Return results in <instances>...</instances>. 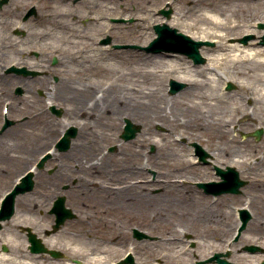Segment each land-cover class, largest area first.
<instances>
[{
    "label": "bare ground",
    "instance_id": "6f19581e",
    "mask_svg": "<svg viewBox=\"0 0 264 264\" xmlns=\"http://www.w3.org/2000/svg\"><path fill=\"white\" fill-rule=\"evenodd\" d=\"M203 1L205 0H189L186 11L183 12L181 17H173L168 20L157 19L155 14L152 13L154 10H152L147 13V15H150L149 19L151 20L145 28L148 30L152 24L164 23L188 35L195 41H213L215 43L213 48L204 49V53L208 56L203 65H192L189 60L187 61L172 53L164 52L160 55L149 54L144 56L133 53L129 56L128 61V67L131 70L129 73L130 85L119 90L113 83H109L103 90L106 93L105 95L100 96L99 94L102 92L96 91L92 98H90L89 91L91 88H95L97 84L87 79L81 72H76V75L73 76L67 74L66 71L62 76L60 75V80L57 83L52 84L49 83L48 76L25 79L27 77L23 78L14 74L0 75V96H5L10 92V90L7 91L8 85L15 86L18 84L20 88H23V93L29 92L30 94H33L35 88L43 87L47 90L45 94L47 102L56 103L63 107L65 121L55 120L41 114L43 120L39 123V130L42 133L39 135L40 139L47 141L55 133L54 131H57L58 127L65 128L72 125L78 127L77 136L70 143L68 151L60 155L58 170L54 172L50 185L46 184L48 178L42 179V183H38L31 192L25 193L16 199L17 206L30 208L31 203L33 205L37 204L34 199L35 195L38 197L47 196L52 200L58 196L61 193L59 186L63 178H70L73 174L72 171L70 174L64 170L62 161L71 159L77 162V172L82 173V176L76 181V185L70 186L68 190V193L76 196L77 201H82L83 197L88 198L83 188H81L85 184L88 190L87 193L91 189L98 194L109 197L106 200L114 202L115 208H119V204L131 205L129 212L135 215L134 208L137 209L145 202V208L147 209L150 202H159L155 199L162 197L167 190V192L173 194L174 201L170 203L172 206L169 207L173 210L169 211L168 204L161 202L165 208L160 210L155 208L158 214H162V217L166 214H173L186 219L192 229L182 228L183 234L193 232L197 239H202L205 242L213 240L208 252L210 254L226 243L224 238L229 231L235 232L239 225L238 221H232V215L226 209L228 207L227 203L232 198L223 196L218 198L215 196L212 202H206L205 200H208L209 196H201L191 187L192 180L196 178L210 179L207 176V167L198 166L199 162L195 157L185 156V158L180 159L177 157V153L168 152L169 148L166 147V144H160L156 154L145 155L144 163L137 165L133 158L138 157L139 151L142 150L141 145L138 147L137 143L144 142L143 139V141L138 140L128 144L131 151L127 157L121 144L119 146L120 151L118 149L120 157L103 154L99 155L98 162H90L89 157L93 154V144H97V142L100 144L98 153H95L98 155L102 150V146L109 139L114 138V135L118 132L119 129L115 128V123H112V126L108 129L106 121L119 115L120 118H126L131 122L140 124L142 127H152L154 124H160L168 129L179 128L189 131L196 141L203 140L207 142L206 150L210 153L213 164L239 168L242 174H245L248 185L245 187L243 194L246 201L241 207H237L248 211L251 215L245 232L250 233L252 236L245 237L244 241H253L255 245L264 249V46L252 41L247 46H243L239 40L236 43L227 44V39L238 37L241 31H253L251 29L255 26V22L261 21L264 23V7L261 8V6H264V0H242L241 4L234 5V7L229 2L222 0L218 2L208 0L207 6L203 7L201 6L204 3ZM256 5L259 6L257 10H255ZM69 15L73 14L69 13ZM117 15L119 14L117 13ZM183 17H186V20H182ZM76 19H78L77 16L73 21L77 22ZM90 19H92L90 22V25H92V23L95 24L99 20H107V17L94 18L92 16ZM141 20L142 18L138 19L139 22ZM16 28L17 30H23L22 24H19ZM153 34L147 33L146 39L149 40L151 36H154ZM143 36L145 35L138 36V39H136L138 43L144 41ZM71 39L86 38L80 35L77 37L72 35L71 38L65 39V42L73 45L75 40L69 41ZM18 42H21V40ZM15 45L13 44V46ZM13 46L11 42H8V44L3 43L0 46L3 49V54L0 53V69L6 66L4 62L5 53L12 52L13 55L23 53L24 48L19 49L17 46L13 48ZM49 48L57 50L55 46ZM96 49L100 52L107 50L103 46H98ZM44 51L46 52L42 54L41 63L47 55V50ZM91 51L94 52L95 50L91 48ZM87 53L88 51L84 52V56L80 54L74 58L93 63L94 54L90 58ZM62 56L67 59L72 57L68 53H64ZM57 60L58 62L62 61ZM21 63L28 67H38L37 65L30 66L27 62L22 61L15 62V65ZM142 66L146 67L143 75L141 74ZM105 69L107 71L110 68L106 66ZM51 71L55 72L57 70L52 69ZM138 77H141V79L138 80ZM169 77H174L181 83L186 82L187 87L169 97V101L164 103L166 96L162 92L161 85ZM216 83L217 86L219 85L218 88ZM227 83L235 84L238 87L237 94L240 102L235 106H230L225 102L227 99L234 97V93L229 95L223 90L224 84ZM207 86L212 88V94L207 95L198 92L199 89ZM214 89H218V92L215 93ZM110 91H112L111 94ZM11 98L14 99V103L10 113L17 110L15 103L19 100L22 101V99ZM217 103H226L220 112L216 110ZM178 114L185 115L186 119L183 121L177 120L176 115ZM89 115H93L91 121L88 119ZM22 126H24V121L16 123L10 131L0 136V170H3L4 165L11 159L12 152L25 151L24 145L19 142ZM95 126L99 127L96 132L92 130ZM252 126L262 127L263 129V139L259 143H252L250 139L239 140L236 134H233L246 131ZM155 136L159 135L155 134ZM184 137L187 138L182 133H178L175 136V141ZM160 138L164 140L162 136ZM83 140L87 141L88 144H83ZM101 144L103 145L101 146ZM26 163H28V159L22 158L21 165L23 166ZM148 169L156 172V178L152 184L146 179L144 182L139 179L141 175L147 173ZM38 172L35 170L33 174ZM129 176H134V178L128 179ZM95 179H102V181L95 188H90L89 184L91 185ZM142 183H144L143 188ZM152 185L162 188V193L158 194L157 197L149 193V188ZM134 189H138V191L135 192ZM141 197L145 200L144 202L139 200ZM235 201L239 203L240 199ZM83 202L81 203L83 208L92 206ZM94 206L98 205L95 204ZM31 209L30 214H33V208ZM235 211H237V208H234V213ZM101 212L103 218L99 220L104 223L108 214L105 210ZM33 219L31 216L16 217L14 215L6 221L4 223L6 226L0 233L2 244L17 248L16 246L20 244V237L15 234L14 229L19 226H29L34 232L39 231L40 228L38 225H34ZM199 223H204L205 226L199 228ZM6 228L9 229L8 234ZM179 233L170 234L172 238H167V240L174 244L180 243ZM242 234L240 233V235ZM54 235L55 233L45 238L41 237L42 242L48 248L68 251L70 255H77L81 251V247L77 244L64 246L66 249L57 247L56 240L52 238ZM214 243H216V246ZM129 245L127 251L134 256L133 246L132 244ZM180 254L185 255L186 250L178 255ZM206 255L207 253L204 252L200 254V257ZM44 257L46 256L43 254H32L27 251L14 257L11 254V249H8L0 252V264H39L47 260ZM241 257L246 259L250 255L244 254ZM262 257H264V254L259 258ZM48 260L52 264H67L63 260L49 257ZM97 261L96 256H90L87 263L98 264ZM82 263L80 262V264ZM258 263L259 261H255L253 264Z\"/></svg>",
    "mask_w": 264,
    "mask_h": 264
},
{
    "label": "rangeland",
    "instance_id": "374dc122",
    "mask_svg": "<svg viewBox=\"0 0 264 264\" xmlns=\"http://www.w3.org/2000/svg\"><path fill=\"white\" fill-rule=\"evenodd\" d=\"M8 2L3 4L2 8L0 9V46L3 45V43L8 44V42H11L12 46L13 44L17 46L19 49L24 48L22 51V54L13 55L12 52L5 53L6 58L4 59L5 67L1 69L0 74H5V70L10 68L12 65H14L17 61L27 62L30 66L37 65L38 67H28L25 64H18L15 67H25L28 71L34 72L35 75H28L23 76L16 74V76L21 77H43V76H49V83H57L58 80H60V75L64 72H68L67 74H72L75 76L76 72H81L84 74V76L87 79H90L92 82L96 83L97 86L95 88H91L89 91L90 98H92V95L98 91L102 92V94H106L104 88H106V85L109 83H113L115 86L118 87V89H122L126 86L130 85V69L128 67V61L129 56L133 53H139L140 56L144 55H160L161 53H172L177 54L181 56L185 60H189L186 55L180 54L177 52H171V51H164L159 50L156 52L146 51L144 48L149 45V42L155 37L151 36L148 39H146V34L153 33L152 26L146 30V26L148 22L151 20L149 19L150 15H145L148 12L157 9L155 4L159 7L160 3L163 0H124L123 2L126 4L125 8L129 9V13H127L126 16L117 15V13H121V11L116 6V0H82L77 1V3H73L69 0V2H65L64 0H38V4L35 7V12L33 15H31L27 20H25L23 24V30L21 33L15 35L13 31V27L16 24H20L19 18L26 10L33 1L35 0H7ZM147 1V3H146ZM149 1V3H148ZM189 0H180L178 3L173 5L174 12L170 16L172 19L173 17H181L183 12L186 11V4ZM219 0H215V2H218ZM225 2H229V4L234 5L241 4L242 0H222ZM80 2V3H79ZM185 2V4L183 3ZM203 5L201 6H207L208 0L203 1ZM225 6V5H224ZM264 6H261V8ZM260 8V9H261ZM112 9V11L110 10ZM152 9V10H151ZM259 9V6H255V10ZM155 12H152L155 14L157 19L167 20L166 17L162 15H158ZM69 13H72L73 15H69ZM90 13V14H88ZM114 14H116L114 16ZM189 14V13H188ZM191 14V13H190ZM189 14V15H190ZM106 16L108 19L104 21H97L95 24L92 23L90 25V22L92 21V16L94 18ZM77 16L78 19H76L77 22L73 21L75 17ZM121 16V17H120ZM125 17L127 19L133 18L132 22H114L110 23L109 18H122ZM187 17V16H186ZM186 17H183L182 20H186ZM142 20L139 22L138 19ZM106 25H110L113 27L109 31V37L110 42L107 46H103L104 48H107L106 51H99L96 49L99 45V37L103 34V29ZM140 27H139V26ZM253 31H241L239 33L238 37H231L227 39V44L236 43L237 40L242 39L244 36H251V39L247 41L246 44H242L243 46H247L251 41L258 44L261 42V37L264 36V23L261 21L255 22V26ZM73 36H84L86 39H71L69 41L75 40V43L71 45L69 42L66 43L65 39H69ZM139 35H145L142 37L144 40L143 42H137L136 39H138ZM8 38V39H7ZM91 39V40H88ZM21 42H18L20 41ZM204 42L210 43L209 45H202L199 48V53L201 57L204 58V62L198 65L205 64L206 57L208 54L204 53L205 48H213L215 43L211 40H202ZM115 45H128L134 46L131 48H114ZM13 46V48L15 47ZM23 46V47H22ZM50 46H55L57 48H49ZM91 48H93L95 51L92 52ZM12 50V48H11ZM47 50L46 58H44L41 63L42 54ZM7 51V50H6ZM65 51V52H64ZM88 51L87 55L91 58V55L94 54V61L93 63L89 62H83L81 59H75L74 57H78L80 54L83 56L85 55L84 52ZM3 52V49L0 48V53ZM100 52V53H99ZM64 53H68L70 56L69 59L64 58L62 55ZM53 54L57 55V59L63 60L61 62L52 63V57ZM75 60V61H73ZM190 64H192V61H190ZM194 65V64H192ZM108 66L110 69L106 71L105 67ZM52 69H56L57 71H51ZM146 67L142 66V75L143 71H145ZM9 74H15V73H9ZM8 74V75H9ZM125 74V75H123ZM141 77H138V80H140ZM174 80L178 83V80H176L174 77H169L163 82L162 92L164 96H166L167 102L169 101V97L174 96V94L169 93V81ZM183 87L177 92H181L187 87L186 82L181 83ZM228 84V83H227ZM227 84H224L223 88L226 93H229V95H233L234 97L231 99H227L225 102L230 104V106H235L237 103L240 102L238 93V87L235 84H232L233 88L230 90H227ZM8 85V84H7ZM215 85V84H214ZM213 85V86H214ZM15 87L18 86H9L8 88L11 90V94L13 97H21V95H15L13 94V90ZM216 87L218 88L219 85ZM35 96L37 95L38 90L42 91V89H36ZM114 91V88H113ZM37 92V93H36ZM112 91H110L111 94ZM198 92L202 94L210 95L213 93L211 87H204L198 90ZM214 92L217 93L218 89ZM175 93V94H177ZM20 94V93H17ZM5 97H2L1 100H4ZM89 98V96H88ZM36 99V98H35ZM10 100V99H9ZM29 100H34L32 98H29ZM28 100V101H29ZM190 101V100H189ZM90 103V102H89ZM226 103H217L216 110L219 112L221 111V108L224 107ZM22 111L25 109H30L25 115L15 114V116L12 118L13 123L17 122V119H23L26 117H29L31 115L30 119L32 118V115H35L37 110V107L35 105L30 106L26 103L21 104ZM209 106V105H208ZM207 106V107H208ZM20 109V104L18 105ZM54 107V106H53ZM55 108V107H54ZM42 109V108H41ZM55 110L61 111L59 107H56ZM21 111V112H22ZM21 115V116H20ZM56 119L62 118V111L59 116L52 115ZM93 118V115H89L88 119L91 121ZM109 118V117H108ZM177 120H185V115H176ZM113 119V120H112ZM111 120L108 119L106 121V125L108 126V129L112 126V123H115V128L118 130L116 134L114 135V138H111L107 141L106 144H101L102 150L100 154L96 155L95 153H98L100 144L97 142V144H93V154L89 157L90 162H98L99 155L107 154L111 156H119L118 149L120 151V145L122 144L123 149H125V155L126 157L130 155L131 149L128 146V144L132 142H137L138 140L144 142L137 143L138 147H142V150L139 151L138 157L133 158L134 162L138 165H141V163H144L145 155H154L158 151V146L160 144H166V147L169 148V153H177V157L180 159L185 158V156H188L189 158L195 157L197 161L199 162L198 166L201 167H207L208 177L210 179L205 180L204 177L202 178H196L192 180L191 187L195 189L201 196H206L209 199L205 200L206 202H212V196L209 194H205L201 188L197 186V183H205V182H218L220 181L219 176L216 175L215 167L216 165L212 163V158L209 155L210 153L206 150L207 142L200 140L196 141L192 134L189 131H185L179 128L175 129H168L166 127H163L160 124H154L152 127H142L140 124L135 123V125H139L140 131L136 134V137L134 139H131L130 141H123L121 138H119L121 126L123 125L124 118H120L119 115L116 117H113ZM35 120V119H34ZM34 122H37L36 120ZM33 120L30 122L27 128H25L26 132L23 134L26 138L23 139L24 147L27 149V152H34L33 149L35 147V135H32L33 132L36 131L37 127L35 126ZM134 123V122H133ZM114 126V125H113ZM73 127V126H71ZM75 129V136L72 138L71 142L76 138L77 136V130L78 127H73ZM99 127L95 126L92 130L94 132L98 131ZM257 129L261 130V135L258 139L255 137L249 136L247 134H250ZM38 130V129H37ZM178 133H182L187 138H182L180 141H175V136L178 135ZM155 134H158L159 136H155ZM236 134L237 138L239 140L244 139H250L252 140V143H259L263 139V129L262 127L258 126H252L249 129H246V131H241ZM56 134L52 136L54 138ZM160 136L163 137L164 140H161ZM156 142V143H155ZM87 141L83 140V144L86 145ZM49 144V143H48ZM48 144L45 146L47 147ZM88 144V143H87ZM197 144L200 146V148L205 152V158L204 160H200L199 156H197L195 152V145ZM37 146V145H36ZM44 147V148H45ZM111 149V150H110ZM41 151V149L39 150ZM68 151V150H67ZM66 153V151H58L56 150V154L51 159H47L45 162H43V166L41 169H39V172L35 174L34 177V183L35 187L37 184L42 183V179L49 178L50 181L46 182L47 185H50L49 183L52 182V175L54 172L58 170L57 165L60 160L55 159L56 156H59L60 154ZM192 153V154H191ZM91 154V153H90ZM191 154V155H190ZM12 158L4 165V169L0 170V197L3 196V193L6 192L8 189H10L14 178L23 172L28 165L34 163L36 160H34L33 156L31 160H28V163L25 165L22 164V157H24L23 154H21L20 151L14 152L11 154ZM120 157V156H119ZM248 158V156H246ZM116 161V160H114ZM64 164V170L68 173L72 171V175L70 178H63L62 183L59 186V190L61 191V195L65 196L66 199V206L71 209L74 213H76L77 217L76 219L68 220L64 225L57 231V233L54 235L53 240H56L57 247L61 249H66L64 246H72L74 244H77L80 248V252L77 255H70V252L59 250L64 253V255L68 259H76L77 261L83 262L82 264H88V257L90 256H96L98 261V264H107L109 262H116L117 260L123 256L125 251L128 250L129 244H132L133 246V253H134V260L137 262V264H195L197 261H207L209 258H211L214 253L221 252L223 250L224 253H229L227 256V260L234 264H253L255 261H259L258 264H260L261 261L264 260V257L259 258L263 256L264 249L261 247L255 245L253 241H244L245 237L252 236L250 233H246L245 229L242 230L241 239L240 236L237 238V229L236 231H229L228 235L224 238V241L226 243L222 244L221 247L215 250L213 253H208L210 251V245L213 243V240H207L206 242L202 239L195 238V235L193 232H187L183 234L182 228H190L189 222L186 221V219L179 217L177 215L173 214H166V216L162 217L163 215L158 214L156 209H163L165 208L164 205H162L161 202H165L168 204L169 211L173 210L169 207L172 206L170 203L174 201L173 194L165 192V194L155 199V201L159 202H150V205L146 207L145 200L141 197L139 200H143V204H141L140 207L134 208L135 209V215L131 214L129 212L131 205L128 204H122L119 208H115L113 206V203L106 200L109 199L107 196H103L101 194L94 192L93 190L86 192L87 188L85 187V184L83 185V190L86 194V197H83L82 201H77L76 196L72 193H68V189L70 186L76 184L79 177L82 176V173L77 172L78 166L77 162L75 160H68L62 161ZM173 162V160H172ZM21 166V167H20ZM228 165H217L219 168L225 169V167ZM231 168H234L237 171L238 177L240 180H242L245 184L240 188L239 194H219L217 197L221 198L227 197L232 198L229 203H227L226 209L230 212L232 215V221H238L240 225V219H239V211L244 210L241 207V205L246 201L243 194L245 191V187L248 185V180L245 179V174H242L241 170L239 168L229 166ZM64 171V172H65ZM206 172V173H207ZM71 174V173H70ZM204 174V172H203ZM140 176V175H139ZM129 178H134V176H129ZM156 178V172L152 169H148L147 173L144 175H141L139 179L142 180V182L146 180L150 181V183H153V180ZM87 179V177H86ZM107 180V179H106ZM127 180V179H126ZM94 182L90 185V188H95L98 186L102 179H95ZM105 181V180H104ZM12 182V183H11ZM43 184H45L43 182ZM42 184V185H43ZM113 184V183H112ZM41 185V186H42ZM112 186V185H111ZM34 187V188H35ZM144 187V183H142V188ZM135 192L138 191V189H134ZM137 190V191H136ZM66 192V193H65ZM144 193V192H143ZM149 193L152 196H156L160 193H162V188L157 185H152L149 188ZM59 194V195H60ZM22 195H19L20 197ZM17 197V198H18ZM35 202L37 204L33 205L31 203L30 208H26L24 206H16L15 216L19 217H33L34 225H38L40 228L39 231H36L37 235H40V238H45L46 235L44 234L45 230L50 229V224L53 223L54 216L49 214V210L51 208L53 200L49 197H38L34 196ZM16 198V199H17ZM240 199V202H236L235 200ZM84 201V202H83ZM89 204L92 206L89 207H81V203ZM98 206H94V205ZM159 204V205H158ZM239 206L238 210L234 213V208H237ZM33 208L34 212L33 214H30V211ZM156 208V209H155ZM225 209V208H224ZM107 211V219L105 218V222L103 223L102 220H99L100 218H103V213L101 211ZM248 220L246 222V225L250 222L251 215L247 211ZM238 225V227H239ZM6 225H4V222L2 223V227L5 228ZM204 223H199L198 227L202 228L204 227ZM24 227V226H23ZM18 228V227H17ZM22 228V227H20ZM30 228V227H29ZM133 228H136L139 230V232H142L144 234V238L138 240L133 237ZM195 228V227H194ZM246 228V226H245ZM43 229V230H42ZM192 229V228H190ZM7 234L9 233V229H7ZM15 230V229H14ZM20 230V229H18ZM15 232V231H14ZM19 232V231H18ZM180 232L178 235L181 237L180 243H173L169 242L167 238H172L170 234H174ZM89 234V235H88ZM91 234V236H90ZM45 235V236H44ZM44 236V237H43ZM1 239V235H0ZM22 244L25 243L24 239L22 238ZM4 241V239H3ZM2 241H0V252L2 251ZM21 243V241H20ZM19 244L16 246L17 248H11L7 247L8 249H11V254L16 257L21 255V253L24 252L23 245ZM216 246V243H214ZM232 244V245H231ZM235 244V245H234ZM256 246L257 250L256 252L252 253L247 252L244 250L245 246ZM22 249V250H21ZM55 249V248H51ZM86 249V250H85ZM183 250H186L185 255H178ZM212 250V249H211ZM21 251V252H20ZM207 253L206 256H201L200 254ZM95 254V255H90ZM239 254V255H238ZM249 254L250 257H247L246 259L241 257V255ZM49 256H46L47 260L45 262H40L39 264H52L50 260H48ZM65 262V261H64ZM67 264L70 263V260L66 261ZM206 264H212V263H206Z\"/></svg>",
    "mask_w": 264,
    "mask_h": 264
},
{
    "label": "water",
    "instance_id": "95a60500",
    "mask_svg": "<svg viewBox=\"0 0 264 264\" xmlns=\"http://www.w3.org/2000/svg\"><path fill=\"white\" fill-rule=\"evenodd\" d=\"M155 30L157 32L158 38L154 39L150 44L149 47L146 48V50H152V47L158 43H160L164 37H166L167 34H172L173 36H176L177 38L185 41L188 43V47L180 50L181 52H183V54H186L190 59L193 60L194 64H199L204 62V59L200 56L199 52H198V48L199 46L202 45L201 42H194L192 41L188 36L183 35V34H176V30H170L168 27L163 26V27H159L156 26ZM247 40V38L241 40L243 43H245ZM263 40V44H264V39ZM170 93H175L177 90L181 89L183 87V85L173 82H170ZM231 85H230V89H231ZM124 132L121 134V138L124 140H130L133 137H135L136 133L139 131V128L135 125H133L132 123H130L129 121L126 122V127L123 128ZM261 132L260 131H256L254 132L252 135L256 138H259ZM68 141L69 139L66 137L65 140L63 141V147L60 149H66L68 146ZM198 150L201 154L202 151L201 149L198 147ZM216 171L218 173V175L221 176V178L223 179L222 182L220 183H207V184H203L200 183L197 186L202 187L203 189H205L207 191V193L210 192H214V193H221V192H230V193H239V188L242 187L245 183L241 180H239L238 178V174L237 172L233 169L228 167L226 170H222L220 168H216ZM216 185H220V186H224V188L222 190H210V187L216 186ZM33 187V182L31 179V175H27L25 178L22 179V182L16 186V188L9 194L7 195L6 199L4 200L3 204H2V208L0 210V221L2 220H6L9 219L11 217V215L14 212V198L17 194L19 193H24L28 190H31V188ZM52 212L55 214V224L52 226V231L51 232H56L59 227L65 222V220L67 219H72L74 218V214L71 212L70 209H67L64 207V198L63 197H59L53 205V209ZM243 224L241 229H243L244 224L246 223L247 220V215L246 212H243ZM1 228V225H0ZM134 231V230H133ZM134 234L137 238H142L143 235L141 233H138L137 231H134ZM29 241L32 244L31 246V251L32 252H46L49 253L51 256L53 257H59L60 253L56 252L55 250H49L46 249L43 244L40 242V240L38 238H36V236H33L32 234H29ZM246 250H249L252 252H254L256 250L255 247H247ZM222 255L221 254H215L213 258L209 259L208 262L211 261H216L217 264H231L229 262H227L225 259H221ZM132 257L129 256L127 257L125 260L120 261V263L117 264H127V263H132ZM197 264H202V263H197ZM264 264V262L262 263Z\"/></svg>",
    "mask_w": 264,
    "mask_h": 264
},
{
    "label": "flooded vegetation",
    "instance_id": "af4514ba",
    "mask_svg": "<svg viewBox=\"0 0 264 264\" xmlns=\"http://www.w3.org/2000/svg\"><path fill=\"white\" fill-rule=\"evenodd\" d=\"M3 1H4V4L8 2L7 0H3ZM64 1L65 2H67V1L69 2V0H64ZM70 1H72L73 3H77V1H82V0H70ZM123 1L124 0H116L115 1L117 8L121 11V13L120 12L118 13L119 15H122V14L123 15H125V14L127 15V13L130 12L128 8H125V5L126 4ZM179 1L180 0H173L172 2H170V5L168 7V11H169L170 14H172L174 12L173 5L176 4V3H178ZM148 3H149V1H148ZM183 3L185 4V2H183ZM2 6H3V3H2V1H0V9L2 8ZM155 6H157V5L155 4ZM110 10L112 11V9H110ZM4 75H8V73H5ZM47 76H48V74H47ZM43 77H45V76H43ZM23 78H25V77H23ZM28 78L29 79H32V78H34V76L33 77H28ZM28 78H25V79H28ZM47 78H49V76ZM15 86H19V85H15ZM16 88L17 87H15V89L13 90L14 91L13 94H15V95H21V97L20 96L19 97L18 96L17 97H13L12 94L10 93L11 90L9 88H8L7 91L10 90V92L7 95L0 96V136H2V134L5 133V132L10 131V129H12L16 125V123H20V122L24 121V126L21 127V133H20V137H19V142L22 145H24L23 144V142H24L23 139H25L26 137L23 134L26 132L25 128L28 127V125L30 124V122L32 120H33V122L36 120L37 122H34V124H35V126L37 127L38 130L36 129V131L33 132V134H32V135H35V139H36L35 140L36 141L35 142V147H34L33 151H36V150H38V151H36V153H34V152H31L30 153V152H27V149L24 147L25 148V151H20V152H21V154L24 155V157H22V158H26L28 160H31L32 159V156H33L34 160L41 159L46 154L45 149L48 146H50L51 144L54 145L58 141V139L61 136V134L64 133V131H66L67 128H68V126L65 127V128L58 127L57 131H54L55 133H53V135L56 134V136L54 138H52V136H53L52 135L50 137V139H48L47 141L45 139H40L39 138V135H41L42 133L39 130V123H40V121L43 120V118H41V116H42L41 114H45V115H47V117H50V118L55 119V120H63V121H65V116L63 115L64 114V112H63L64 109H63L62 106H59V104H56V103L55 104H51L50 102H47L48 100L45 99V96H46L45 94H46L47 90L44 89L43 87H37V88H35L34 91H33V94H30L29 92L28 93H23L24 92L23 88H20V90L17 91ZM39 88L42 89L43 92L38 90V93L37 92L36 93L39 96L37 97V96H35L34 93H35V91H37L36 89H39ZM17 93H20V94H17ZM9 94H10V96H9ZM2 97H5L4 100H1ZM11 97L18 98V99H22V101L19 100L17 103H15V105L17 106V110L14 111V112H12V113H10V109L13 107L14 99H12ZM33 97H34V100H29V98H32L33 99ZM24 103H26V104H28L30 106L35 105L37 107V110L38 111L36 112L35 115H32V118L33 119H30L31 118V115H30L29 117H26V118H23V119H20V120L17 119V122L16 123H13V119L12 118L15 116V114H19L20 113L21 115H25L24 113H26L27 111L30 110V109H25L24 111L21 110L22 109V106H23L21 104H24ZM19 104L21 106L20 109L18 107ZM53 106L55 108L56 107H59L61 109V111H62V118L61 119H56L55 117L52 116L53 114L59 116L60 113H61V111L55 110V108ZM4 107L6 108V114L3 115L2 114V110H3ZM47 144H48V146L45 147ZM40 149H41V151H39ZM12 153H14V152H12ZM51 154L52 153L49 154V157H48L49 159L53 158V156L56 154V151L53 152L52 155ZM60 155H62V154H60ZM60 155L59 156H56L55 159H58L59 160L60 157H61ZM48 181H50L49 178L47 179V182ZM87 191L88 190H86V192ZM110 202H112V201H110ZM112 203H113V206H115V203L114 202H112ZM121 205L122 204H119V207ZM20 227H23V226H19L17 229H15V234L18 237H20V241L21 242H22L21 239L23 238L24 241H25V244H26V240L27 239H26V236L25 235L27 233L25 232V229L20 228ZM18 229H20V230H18ZM23 244H24V242H23Z\"/></svg>",
    "mask_w": 264,
    "mask_h": 264
}]
</instances>
